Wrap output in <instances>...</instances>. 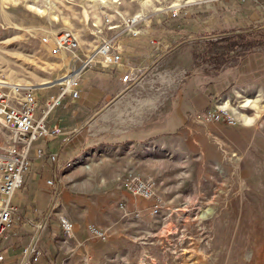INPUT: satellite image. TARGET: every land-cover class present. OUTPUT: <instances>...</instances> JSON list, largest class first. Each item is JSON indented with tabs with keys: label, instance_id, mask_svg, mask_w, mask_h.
Returning <instances> with one entry per match:
<instances>
[{
	"label": "rangeland",
	"instance_id": "374dc122",
	"mask_svg": "<svg viewBox=\"0 0 264 264\" xmlns=\"http://www.w3.org/2000/svg\"><path fill=\"white\" fill-rule=\"evenodd\" d=\"M144 1L0 0V81L34 85L41 105L58 98L60 83H48L68 74L75 54L55 56L44 40L61 31L79 35L80 59L91 60L105 39L116 38L122 53L132 49L134 81L122 83L123 70L105 71L98 57L79 76L82 98L68 94L57 107L97 101L87 115L57 118L59 129L72 125L69 150L80 138L96 145L108 134L144 135V144L99 146L58 165L68 174L84 169L70 182L91 201H110L137 178L161 202L154 214V201L136 197L148 206L90 224L107 232L105 241L117 237L104 264H264V0L197 1L180 6L177 18L176 0H153L161 11ZM140 13L148 21L138 37L109 28ZM210 110L238 123L196 118ZM7 133L0 125L1 139ZM94 163L115 172L92 179Z\"/></svg>",
	"mask_w": 264,
	"mask_h": 264
},
{
	"label": "crops",
	"instance_id": "0c3cea01",
	"mask_svg": "<svg viewBox=\"0 0 264 264\" xmlns=\"http://www.w3.org/2000/svg\"><path fill=\"white\" fill-rule=\"evenodd\" d=\"M132 52L133 50L128 48L124 49L122 53L125 62L121 68L123 73L129 69H135L132 65L134 63L131 56ZM82 96L83 93L81 92L80 98ZM95 102L91 103L90 100H84L69 106L63 105L60 110L58 107L49 115L46 123L52 128L59 129L56 123L57 118H74L87 115V112L94 110ZM66 122L62 121L63 129H59L61 133L46 141L42 146L49 155L57 154L60 161L67 160L72 153L94 151L99 146L105 147L107 151L109 147L120 151L127 144L133 146L144 144V135L126 132L119 136L108 134V136L95 138L96 145L94 143L89 144L86 139L80 138L81 144L78 148L69 150L68 146L72 140L69 129L72 128V125L65 124ZM77 127L79 130L76 132L79 135L83 125L77 124ZM37 144L41 145L40 142ZM98 163H94V169L89 173L92 179L96 174H105L107 175L106 178L108 176L110 178V174L115 172L110 167L99 166ZM58 165L50 158L40 159L34 155L32 170L25 178V185L14 196L16 215L6 238L0 241V255L4 257L0 264H24L26 247L37 252L38 260L34 264H104L105 259L107 261L113 257L117 237L112 235L108 241L96 239L88 230V226L90 224L107 225L116 216H120V212L123 210L128 213H135L148 206L147 202L138 200L129 192H114L115 197H111L110 201L105 202L100 201V198L91 201L84 196H78L74 191V184H71L70 181H72L71 178H78L84 169H78L68 174L65 173L66 168L63 170ZM120 168L121 166H115L116 170ZM51 180L54 185L49 186L48 181ZM107 180L110 182L109 179ZM86 181L90 183L89 178L84 183ZM95 189L98 188H93V190ZM111 189L113 188L111 187ZM62 216L68 217L75 225V231L68 239L63 236L59 223Z\"/></svg>",
	"mask_w": 264,
	"mask_h": 264
},
{
	"label": "built area",
	"instance_id": "2783aa9c",
	"mask_svg": "<svg viewBox=\"0 0 264 264\" xmlns=\"http://www.w3.org/2000/svg\"><path fill=\"white\" fill-rule=\"evenodd\" d=\"M171 16L177 18L180 13L175 9H171ZM148 21L146 16L142 14L134 15L132 18L125 19L122 24L113 25L110 29H119V35H131L138 37L141 34L140 26ZM52 50L55 56L62 52H70L76 54L80 48V38L77 33L69 30L61 31L53 40L46 37L45 43H52ZM151 44L160 49L161 42L152 39ZM93 61L84 58L82 64L79 60L78 71L81 72L87 67L96 65L97 58L100 57L101 67L103 69H120L125 65L122 50L116 46V38L105 39L96 52H93ZM130 65V64H129ZM123 73V72H122ZM136 79L134 69L125 71L121 76L123 83L132 82ZM78 79L67 86L65 83L60 85L62 89L61 95L56 99H49L41 105L37 89L31 86L21 84H1L0 83V125L6 128L8 133L5 138L0 140V241L6 238V234L14 223L16 215V206L14 203L15 194L22 190L25 178L32 170V160L34 155L40 159L50 158L56 164H59L60 158L57 154H50L44 149L43 144L58 136L61 131L57 128L48 126L46 120L49 115L61 105L62 99L66 95H71L72 99L81 96V90L78 87ZM197 119L210 121L227 122L230 125H236L237 119L226 112H217L210 110L203 114H197ZM195 118V119H196ZM40 142L41 145H38ZM125 186L128 192L135 197H143L146 200L154 201V214L161 211V202L154 200L155 193L153 185L142 179L131 178L126 179ZM49 186L54 182L48 181ZM60 226L63 236L68 239L72 236L75 225L67 217H60ZM89 231L96 239L107 240L108 234L105 230L98 226L91 225ZM37 253L34 249L26 247L24 256L26 260L24 264H31V255ZM4 257L0 255V261Z\"/></svg>",
	"mask_w": 264,
	"mask_h": 264
},
{
	"label": "bare ground",
	"instance_id": "6f19581e",
	"mask_svg": "<svg viewBox=\"0 0 264 264\" xmlns=\"http://www.w3.org/2000/svg\"><path fill=\"white\" fill-rule=\"evenodd\" d=\"M197 1H204V0H176V2L177 3H175L173 6H171L170 8H173V9H175V10H181L182 9V7H180V6H182V5H188V4H192V3H194V2H197ZM143 3H145V5H147V7L148 6H153L154 7V9L156 10V11H161L162 9L161 8H157V6L154 4V2H153V0H145ZM141 14V13H140ZM139 14V15H140ZM93 58H91V60H92ZM73 60V64H75V65H72V67H71V69L69 70V72H68V74L67 75H65L64 77H62L60 80H58V81H55V82H49L48 84H52V83H60L59 85H61L62 83H65L67 86H69L70 84H72L74 81H77V79H79V76H80V73H79V71L77 70L78 69V65L76 64V62L78 61V60H80V56H79V54L78 53H76L75 54V56H74V58L72 59ZM91 60H88V61H91ZM0 83L1 84H10V83H8V82H6V81H0ZM48 84L47 85H44V87L46 86H48ZM25 86H31V85H25ZM34 86V85H33ZM33 86H31V87H33ZM207 211V210H206ZM206 215H205V213L202 215V216H200V217H205Z\"/></svg>",
	"mask_w": 264,
	"mask_h": 264
},
{
	"label": "trees",
	"instance_id": "16d2710c",
	"mask_svg": "<svg viewBox=\"0 0 264 264\" xmlns=\"http://www.w3.org/2000/svg\"><path fill=\"white\" fill-rule=\"evenodd\" d=\"M167 128H168L167 131L169 130V132L172 133V131H171L172 129L170 128V126L167 127ZM175 130H176V129H175ZM156 134H157V133H155L154 136H156ZM149 138H152V134L149 135ZM31 256H32V257H31V264H34V263L38 260L37 253H33Z\"/></svg>",
	"mask_w": 264,
	"mask_h": 264
}]
</instances>
